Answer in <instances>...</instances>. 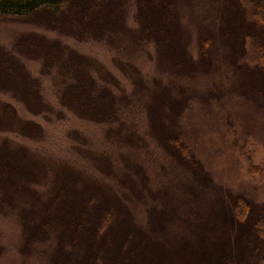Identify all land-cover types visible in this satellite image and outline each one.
<instances>
[{
	"label": "trees",
	"instance_id": "1",
	"mask_svg": "<svg viewBox=\"0 0 264 264\" xmlns=\"http://www.w3.org/2000/svg\"><path fill=\"white\" fill-rule=\"evenodd\" d=\"M199 1L0 0V19H33L46 31L78 43L150 48L161 73L176 79L211 72L214 48L222 43L241 72L255 71L260 79L257 93L264 97V0H222L221 22L195 30V60L192 18ZM22 59L40 62L41 76L55 74L61 79L62 107L82 120L105 125L109 137L125 148L139 149L146 144L144 138L150 139L176 170L187 175V191L193 197L200 201L212 196L204 206L213 213L212 223L221 217L219 235L210 233L221 244L220 254L215 243L209 251L218 258L216 264H264V204L213 190L210 175L179 131L189 103L179 86L154 80L148 88L134 64L123 62L120 69L134 86L129 94L95 60L60 39L24 34L11 50L0 47V94L33 116L46 117L52 109L43 98L42 80L30 74ZM141 99L147 119L144 138L122 122L124 111ZM1 134L38 141L44 131L0 99V217L12 216L18 223L20 264H192L202 245L192 243L209 242L204 232L191 239L171 232L167 211L158 205V196L148 189L147 176L136 162L125 161L126 168L119 173L98 161L101 176H89L63 164H49ZM245 173L263 179L264 164L248 161ZM143 205L145 226L135 219L136 207ZM3 251L0 245V257Z\"/></svg>",
	"mask_w": 264,
	"mask_h": 264
},
{
	"label": "rangeland",
	"instance_id": "2",
	"mask_svg": "<svg viewBox=\"0 0 264 264\" xmlns=\"http://www.w3.org/2000/svg\"><path fill=\"white\" fill-rule=\"evenodd\" d=\"M198 5L192 18L194 34L191 54L195 60L198 58L195 30L200 25L210 26L213 22L219 24L221 18H218V14L223 3L222 0H200ZM129 19H132L131 16ZM24 34L60 39L80 54L95 60L129 94L133 92L134 86L120 69L123 62L134 64L148 88H152L154 80L161 81L165 86H179L185 98L186 95L189 97L179 131L182 140L192 148L195 157L210 175L215 187L213 190H222L221 193L224 191L231 196L244 195L255 205L264 204V178H250L245 173L248 161L264 164V97L257 93L260 79L254 70L241 72L231 62L222 43L214 48V69L211 72L202 73L194 79H176L161 73L155 51L150 48L127 46V49L122 50L106 42L78 43L46 31L33 19H0V47L11 50L15 40ZM22 61L33 77L42 80V95L52 112L46 117L33 116L20 103L0 94V99L12 104L22 119L34 121L44 131L43 139L38 141L15 134L1 135L28 147L49 164H63L89 176H101L97 170L98 161L108 164L115 171L120 170L119 173L126 168L125 161L136 162L147 176L148 189L158 196V205L167 211L171 232L174 231L182 238L188 234L189 239L201 237L202 232L209 235V242L192 243L198 247L202 244L192 264H216L218 258L209 253L215 243L210 233L219 235L221 217L217 216V227L216 223H212L215 218L213 213H209L211 209L208 206L207 210L204 206L212 200V196L203 197L206 200L200 201V197H193L187 191V175L176 170L153 141L144 138L147 131L143 108L145 99L133 101L124 111L122 122L140 134L146 144L139 149L125 148L109 137L105 125L82 120L61 106L59 95L63 84L57 75L41 76L40 62ZM245 144L248 145L244 147ZM146 197L151 200L148 194ZM135 219L141 226L146 225L144 205L136 207ZM19 243L20 230L16 219L12 216L0 217V245L4 250L0 264H20L17 252ZM179 245L183 246L184 242H177ZM214 246L220 254L221 244L219 246L216 242Z\"/></svg>",
	"mask_w": 264,
	"mask_h": 264
}]
</instances>
